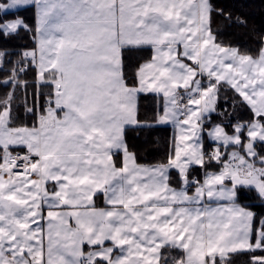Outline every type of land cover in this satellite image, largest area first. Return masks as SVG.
<instances>
[{
    "label": "snow or ice",
    "instance_id": "obj_1",
    "mask_svg": "<svg viewBox=\"0 0 264 264\" xmlns=\"http://www.w3.org/2000/svg\"><path fill=\"white\" fill-rule=\"evenodd\" d=\"M217 16L247 26L212 0H0V39L33 44L0 49V264H264V217L239 201L264 205V36L252 55ZM146 49L130 76L126 55ZM156 125L174 129L166 161L142 165L127 131Z\"/></svg>",
    "mask_w": 264,
    "mask_h": 264
},
{
    "label": "trees",
    "instance_id": "obj_2",
    "mask_svg": "<svg viewBox=\"0 0 264 264\" xmlns=\"http://www.w3.org/2000/svg\"><path fill=\"white\" fill-rule=\"evenodd\" d=\"M213 4L217 7L224 8L226 11H231L233 16H241L247 20V26H239L232 24L227 26L223 23L222 17H215V22L213 24L214 29H218L221 33V38L228 43L229 41L233 45H239L242 50L246 49L252 55H258L259 48L262 41L259 37L264 36V0H212ZM20 15L23 16L25 21L29 24H34V8H29L22 11ZM33 46L32 38L30 35L21 31L19 36L10 39H0V49L7 50L10 54L9 58L11 60L16 59V53L21 52L23 49H30ZM151 49H146L139 52H131L126 55V71L131 76L133 71L144 62L151 58ZM10 65L5 63L4 68H9ZM4 71H0V77H3ZM24 80L29 81V104L32 102V94L35 92V72L33 70H28L22 75ZM131 83V81H129ZM8 88L0 86V96H3ZM50 91L49 88H42V92L47 93ZM229 95H231L229 93ZM24 94L23 90H20L17 94V101L14 102L13 108L16 113H18L20 120L17 123H21L25 119L27 120L28 126L33 123V117H25L23 101ZM43 102V100L41 101ZM19 103V107L16 104ZM160 103H162V98ZM221 109L224 107V101L220 102ZM158 100L155 94L152 93H140L138 96V108L139 116L142 120L145 118H151L157 109ZM230 110V105H229ZM250 117L247 109H238L237 115L233 116L232 122L235 123L237 118L242 120H248ZM222 118L216 116L212 117L213 123L220 122ZM208 124L207 127H211ZM172 137V128L169 125H156L151 128L144 129H129L126 134L127 143L132 151L137 155L138 163L140 164H155L160 160L166 161L167 149ZM206 146L207 138L205 137ZM218 170V169H209ZM201 170L197 168L193 175H198ZM173 175H175L173 173ZM202 179V175H201ZM174 186H178L175 184ZM239 201L241 204H248L251 206L252 211L256 213V227L260 225V218L264 217V205L260 204L258 200L255 199L254 193H247L241 190ZM97 205H103L102 198L96 201ZM256 256H264V251L257 249L254 253ZM250 259V255L245 254L237 260V264H245V261Z\"/></svg>",
    "mask_w": 264,
    "mask_h": 264
},
{
    "label": "crops",
    "instance_id": "obj_3",
    "mask_svg": "<svg viewBox=\"0 0 264 264\" xmlns=\"http://www.w3.org/2000/svg\"><path fill=\"white\" fill-rule=\"evenodd\" d=\"M34 16H35V9H34ZM169 126H171V125H169ZM171 128H172V136H173V132H174V129H173V127L171 126ZM142 165H150V164H142ZM102 198V197H101ZM102 202H103V198H102ZM98 207H104V202H103V205H97ZM45 215H46V213H45Z\"/></svg>",
    "mask_w": 264,
    "mask_h": 264
},
{
    "label": "rangeland",
    "instance_id": "obj_4",
    "mask_svg": "<svg viewBox=\"0 0 264 264\" xmlns=\"http://www.w3.org/2000/svg\"><path fill=\"white\" fill-rule=\"evenodd\" d=\"M210 128V127H209ZM229 130H230V128H229Z\"/></svg>",
    "mask_w": 264,
    "mask_h": 264
},
{
    "label": "built area",
    "instance_id": "obj_5",
    "mask_svg": "<svg viewBox=\"0 0 264 264\" xmlns=\"http://www.w3.org/2000/svg\"><path fill=\"white\" fill-rule=\"evenodd\" d=\"M210 150V149H209Z\"/></svg>",
    "mask_w": 264,
    "mask_h": 264
}]
</instances>
